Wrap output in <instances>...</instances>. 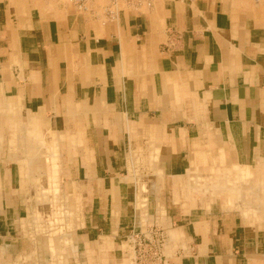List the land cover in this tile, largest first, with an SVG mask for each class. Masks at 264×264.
Masks as SVG:
<instances>
[{
	"label": "crops",
	"instance_id": "1",
	"mask_svg": "<svg viewBox=\"0 0 264 264\" xmlns=\"http://www.w3.org/2000/svg\"><path fill=\"white\" fill-rule=\"evenodd\" d=\"M17 1L0 0V264H131L121 250L140 221V185L125 182L124 160L138 148L159 152L156 169L171 194L147 197L148 214L161 205L172 227L164 246L171 264H264V229L213 210L184 214L173 202L193 144L213 165L248 173L261 164L250 173L264 177V8L250 0H157L147 14L123 7L114 22H99L94 13ZM14 132L47 146L68 133L57 143L61 189L86 210L64 241L62 263L52 258V239L23 227L36 203L18 160L44 151H14ZM34 164L27 173H43Z\"/></svg>",
	"mask_w": 264,
	"mask_h": 264
},
{
	"label": "rangeland",
	"instance_id": "2",
	"mask_svg": "<svg viewBox=\"0 0 264 264\" xmlns=\"http://www.w3.org/2000/svg\"><path fill=\"white\" fill-rule=\"evenodd\" d=\"M5 1L9 4H14L16 7H20L17 0ZM250 1L258 7L264 8V0H260V2L259 0L258 2H255V0ZM20 3L24 4L25 9L30 6L35 8L41 6V8L46 7V9L63 6L75 9L68 0H20ZM106 4V0H98L94 6L93 13L98 18L99 22L106 21L102 10V7ZM24 8L19 9L24 10ZM125 10V13L136 14L129 11V9ZM114 21L115 20L110 22ZM14 112L7 111V116L9 118L15 117ZM33 134L27 132L25 135L26 139L23 142L21 138L16 136V132H14L13 136L12 147L14 151H27V155L35 154L38 148L44 151L43 158H25L22 161L18 160L20 166L27 168L25 169L27 171L38 161V165L40 164V169L43 171V173L37 175L28 174L27 171L25 174H21V179L26 182L27 188H34L35 196L31 198V200L36 203L34 208H31L33 209L32 212H28L27 220L24 218L22 223L23 227L30 233V236L35 235L37 237L52 239L57 246L55 256L52 258L58 259L57 263H62L65 257L67 258L68 256L69 248L64 241L68 240L72 233L83 226L84 211L86 209L82 206L83 204L80 199L68 197L63 194L61 189L62 180L59 174L60 159L58 156L59 147L57 143L62 140L68 141V133H66V136L61 132L57 134L56 141L54 140L51 146H47L41 142L38 144V139H36V136ZM76 136L78 139L80 138L79 133H77ZM79 144L80 142H78V145ZM81 145L83 146V143H81ZM153 149L152 152L149 153V156L147 154V149L142 150L138 148L134 152L130 150L127 153V158L124 160L125 175H127L125 182H137V184L140 185L139 191H137L136 194V216H138L140 221L134 224L135 227H133L128 234L129 236L134 233L139 234L140 231H146L148 226L153 225L152 229H160L163 231L165 237L164 243H167L168 237L166 231L169 232L172 227L167 223L168 218L165 215L164 208L161 205L158 206L157 210L159 211L157 216H150L147 210V197L151 199L150 197L152 194L157 199L162 200L166 198L167 201L171 196L170 191L163 190L164 180L162 174L156 169L159 152ZM205 151H208V147H206ZM142 152H146L145 156H141V154H143ZM207 154L209 155V152ZM207 154H205V157L201 155V157L198 158L197 144L192 145L189 168L186 170L183 181L180 176L178 177V181L180 182L177 187L178 191H174L173 202L181 205L184 214H188L193 208L197 209V212H209L213 210V212H219L223 215H230L238 218L237 220L240 221L241 226L246 228H253L256 230L264 229V177L257 173V171H254L253 174L250 173L252 172L251 169H255V166H260L261 164L255 165L256 163H254L251 165V169H249L250 172L246 173L245 170L247 168L244 169V166H239L240 168L234 166V169H231L230 164L224 163L223 161L221 164L215 162L213 165V157L210 156V158H208ZM42 163L43 166L41 165ZM51 165H54V167ZM212 165L214 169L219 171L213 172L214 169L211 168ZM46 166H49L48 169ZM50 166L52 168H50ZM229 169H231V172L227 171ZM156 175L158 180H155ZM46 180L48 186L44 184ZM151 183L152 185L150 186ZM246 211L248 217L244 216ZM140 212L141 216L139 215ZM128 238L129 237L125 240H128ZM128 243L129 240L125 242V250H121L124 252L123 259H129V254L132 256L133 253L132 247ZM167 247L166 245V248ZM166 248L162 251L165 256ZM177 248L178 245L176 244L174 251H176ZM50 254H52L51 251ZM166 257L167 259L169 258L168 256Z\"/></svg>",
	"mask_w": 264,
	"mask_h": 264
},
{
	"label": "built area",
	"instance_id": "3",
	"mask_svg": "<svg viewBox=\"0 0 264 264\" xmlns=\"http://www.w3.org/2000/svg\"><path fill=\"white\" fill-rule=\"evenodd\" d=\"M122 1V2H120ZM155 0H107L103 7V15L106 21H113L118 18L120 12L128 8L136 14H146L151 10ZM258 1V0H256ZM80 13H93L92 6L97 0H68ZM153 226V225H152ZM148 226L146 231L128 236L129 245L132 247L131 264H170L163 254L165 237L162 230H154ZM127 240V241H128Z\"/></svg>",
	"mask_w": 264,
	"mask_h": 264
},
{
	"label": "bare ground",
	"instance_id": "4",
	"mask_svg": "<svg viewBox=\"0 0 264 264\" xmlns=\"http://www.w3.org/2000/svg\"><path fill=\"white\" fill-rule=\"evenodd\" d=\"M97 1H98V0H97ZM156 1H157V0L154 1L152 7L154 6V4H155ZM120 2H122V1H120ZM96 3H97V2H96ZM96 3H95V4H96ZM106 3H107V0H106ZM95 4H94V5H95ZM94 5H93V6H94ZM93 6H92V8H93ZM152 7H151V8H152ZM122 8H123V7H122ZM124 8H125V7H124ZM126 9H128V8H126ZM165 245H166V243L164 244V246H165Z\"/></svg>",
	"mask_w": 264,
	"mask_h": 264
}]
</instances>
